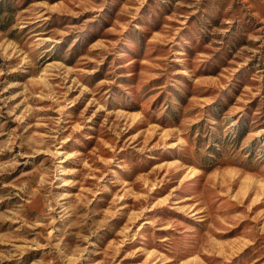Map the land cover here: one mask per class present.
<instances>
[{
	"label": "rangeland",
	"instance_id": "1",
	"mask_svg": "<svg viewBox=\"0 0 264 264\" xmlns=\"http://www.w3.org/2000/svg\"><path fill=\"white\" fill-rule=\"evenodd\" d=\"M0 264H264V0H0Z\"/></svg>",
	"mask_w": 264,
	"mask_h": 264
}]
</instances>
